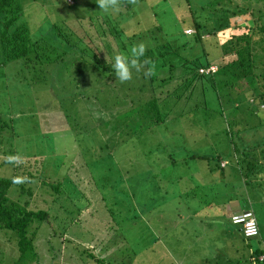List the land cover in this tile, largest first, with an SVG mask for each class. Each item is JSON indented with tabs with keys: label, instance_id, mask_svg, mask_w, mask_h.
<instances>
[{
	"label": "rangeland",
	"instance_id": "rangeland-1",
	"mask_svg": "<svg viewBox=\"0 0 264 264\" xmlns=\"http://www.w3.org/2000/svg\"><path fill=\"white\" fill-rule=\"evenodd\" d=\"M83 1L81 0V2ZM188 1L189 7L183 4V0H142L139 4L132 6V9L120 10L121 15H119V12H109L102 16L103 18L107 16L110 19L120 17V25H123V22L126 25L131 24V29L129 30L127 26L124 32L126 36H135L131 41V46L144 42L147 48H155L164 43H168L173 47H179L187 41L185 45L187 50L193 45L192 40L186 36L193 33L190 18L195 21L208 18L210 19L209 23L216 26L218 23L217 19L220 16V8L229 9V12L224 16L226 17V21H229V24L236 21L239 22L241 19H235V16L238 17L242 13H246L247 17L251 16V18L263 16L264 0H218V5L213 3L214 0ZM24 2V7L30 13H34V10L29 8L34 3L29 5L26 0ZM45 3H49V0H45ZM65 3L70 7L74 4L73 0H65ZM200 4H209L207 6L208 11H199ZM96 9H92V13L94 12L92 16L99 20L102 16H95V13L99 12L103 14V12L99 8ZM54 12L56 13L57 11L54 9ZM217 14L218 16H216ZM35 16L31 15L28 22L37 27L38 21L34 19ZM65 20L67 24H70L74 18H65ZM136 21L138 23L134 24ZM120 25L115 24V27H120ZM237 28H229L217 32L216 38H218L219 43L229 39L232 35L242 33L251 34L250 41L258 40V36L255 34L256 31L253 29L254 23L251 19L246 24L240 23ZM251 28L252 33L250 32ZM79 30L76 31L77 34L80 33ZM88 34L91 37L96 36L95 32L90 30ZM203 36L205 37L206 34L204 33ZM124 42L129 43V40L126 38ZM112 48V53L116 54L115 49L118 47L113 44ZM199 50L200 48H197L196 51L185 52L184 55L193 57L199 53ZM73 56L76 55L74 54ZM223 60L227 61L226 58H223ZM253 66H255L254 69L258 72L264 70V67H260L257 63L253 64ZM52 72L55 73L53 69ZM93 72L89 74V71H82L69 83L67 74H65L66 72L61 70L58 80L52 79L57 89L56 92L63 95H72L75 100L77 99L79 109L89 108L88 112L93 113L92 117L95 115V109L99 107V101L97 98L90 96L92 95V91H89V88L87 89L86 87L92 86L91 88L94 89L100 87L97 85L98 81H96L98 75ZM145 80L144 82H146ZM104 81L110 83V80L106 78H104ZM245 81L247 82L246 79ZM252 81L253 87L257 89L258 94L264 93V82L261 78L256 77ZM14 82L16 84V81ZM138 82L134 88H137ZM248 86L252 87L250 83ZM188 89L184 93H187ZM124 91L127 94V105L131 104V100L135 99V97L140 98L141 96L145 98L143 93L147 92L138 93L136 90L126 89L119 90L117 95H123ZM226 92V88L224 87H217V92H214L208 87V83L205 82L203 92L196 91L194 93L193 91L189 95V102L183 106L179 102L173 103L175 97L173 95L168 103L170 108L164 106V110L168 111L166 116L161 113L162 122L157 125L149 120L148 117L142 118L140 122L143 125H140L134 131L135 134L134 132H132L133 134L129 133L130 128H127L128 130L126 131L111 133L110 138H107L101 129L99 131L95 119L94 121H89L85 117L82 120L79 117V123L83 124V126L89 127L93 124L92 129L97 134L95 137H98L96 142L110 143L109 147L107 149L103 147V151L99 154V156H106V153L110 151L111 158L107 160L106 167H113L111 176L105 173L101 174V179L103 176H106L109 178L106 184L110 183L103 190L101 189V192L94 189L86 171L78 167V163L81 160L77 159L83 158L84 155L82 152V146L84 145L81 143L82 140L80 141L83 135L79 131L76 138L74 137L75 132H71L73 135L71 136L66 131L59 132V130L54 133L50 132L49 135L45 131V127H43L46 125L45 118L54 117L56 115L55 112L44 113V109H41L36 104L38 99L33 100V104H26L24 99L20 97L18 99L14 98L17 95L11 97L10 95L3 94L4 98L0 95V117L8 123L2 132V136L6 137L5 142L1 140L0 143L8 144V142H12L23 144L26 146L23 149L24 154L26 153L27 155L29 154L28 156H31L28 157L23 154H14L13 156L0 155V161L19 156L20 159L13 164L15 165L22 164L27 158L36 160L41 157L40 180L43 179L53 184L58 180L60 182L56 193L51 191L47 184L36 186L35 181L26 183V185L30 183L32 187L31 194L27 197L29 206L45 209L48 214V222L44 223L43 229H40L34 237L33 249L38 260L34 261V264H76L70 253L73 252V249L77 250L76 253H78L81 247H88L91 249L94 257L103 259L107 264H171L172 262L173 264H226L219 261V256L216 255L218 252L214 251V248L210 249V241L208 239L214 235L223 234L222 227L218 225L222 221L225 222L227 228L234 230L236 227L227 224L225 219L221 217L226 212H229L230 209L241 210L237 206L238 203L242 204L241 201L244 197L246 201L244 204H247L250 198L249 195H245V187H243L239 178L235 179L234 176L229 178L230 172L235 173V171H233L234 161L232 160V154L228 155L229 137L226 136V130L223 128L226 125L225 116L227 115L229 119L239 117V121L236 122L238 123L237 127L243 129L232 137L242 150L251 151L256 150L258 147V150L264 151V124H258L256 121V119L264 120V111H262L264 104L258 102L256 103L257 105L254 104L261 112L258 113V118L254 117V122H251L249 121L250 116L249 119L246 118V110L251 106L248 103H254L251 102V99L256 94L252 93L246 99L243 95L239 96L235 91L230 97L225 98L224 103L218 101L217 95L225 96ZM177 93H179V89ZM86 94H90V100L84 98ZM248 94L250 95V92ZM38 95L42 96L40 93ZM132 95L133 97H131ZM237 99L241 100L237 102ZM2 101L6 103L8 109L4 107L6 105L3 106L1 104L3 103ZM201 102L207 104L206 108L209 109L211 115L203 116L199 109L195 110V112L187 110L191 109L190 106L199 105ZM48 104V100L42 102L43 106H48ZM236 105L237 109H235ZM179 109H184L185 113L179 115ZM100 110L97 113L104 114V117L109 116V110L115 111L114 109ZM220 110L223 111L222 114ZM79 116H82V113ZM111 119L113 120V118ZM10 120L13 122L9 125ZM246 123L248 125L252 123L253 126L246 128L244 127ZM231 128L233 129V126ZM232 132L233 130L231 132L227 130V134H231ZM0 147L4 149L3 145H0ZM95 148L97 149V147ZM123 148L124 153L119 152ZM165 154L166 156L170 155V161L180 160L184 161L185 164L180 167L177 166L180 177H182L180 184L162 182L161 187L163 188L161 192L165 190L166 197L176 193L177 190L186 188L187 183L192 185L195 176L198 177V181H203L205 186L201 194L205 199L208 198V208L206 210L202 209L204 217H201L200 220L199 217L196 218L191 228L181 226L179 221L182 219L178 215V212H181V210L177 208L173 212L166 213L168 217H172L174 220L171 224H164L157 219V216L148 219L145 217L147 215L146 212L153 206H147L145 203L140 204L139 200H134V197L130 194L129 189L133 191V194L137 192L135 190L138 184L137 178L143 174L144 166L147 163L150 164V161H158V158ZM217 154L220 157L227 155L228 164L223 167V172L229 173L224 178L230 180L227 185L220 181L222 177L220 170H217L216 167V162L218 161ZM196 156L204 157L205 159H197ZM52 158L55 161H62L61 163H65V166H62L61 169H55L54 164L49 163V160H52ZM162 161L165 163V156ZM170 161L166 163V166L169 168ZM152 162L151 168L152 170L154 169L153 171L161 170L160 172L164 176H173L175 174L173 168L164 170L163 163L154 164ZM66 166H68L67 170ZM95 171L98 173L95 174L100 176V171ZM56 172H58L57 175L59 177L56 176ZM1 173L8 176L9 173L11 174V167H7L6 170L5 167L0 166ZM59 173H65L64 177H61ZM137 173V178L133 177ZM125 174L132 176L127 181L130 187H127L126 183L122 181L120 183L121 186L114 189L113 187L118 182V179ZM192 176H194V179L191 178ZM214 178H217L219 181L213 180ZM208 188H213L214 192L212 193L211 189L209 190ZM232 195L234 198L229 199ZM183 198L186 197H176L175 200ZM193 198L197 200L198 196L194 195ZM191 203L195 202L192 201ZM156 204L158 205L159 202ZM128 208L129 210H127ZM252 210L258 223L259 235L255 236L256 238L251 237L245 240L250 241L253 246L264 250V203L261 202L259 205L252 204ZM152 211H150L151 214ZM53 229L57 230L55 233L53 232L54 235L51 234ZM165 230L168 233H170L169 231L173 233H170L174 237L172 239V247H169L163 240L162 236ZM183 230L185 233L181 234ZM74 247H77V249ZM133 250L136 253L133 252L135 256L131 258L132 254L130 253ZM15 253L12 242L0 230V264H12L13 259H15ZM154 254L155 256H153ZM125 255H129L130 257ZM211 255L214 257L212 258ZM263 259L264 257L259 256V260ZM149 260L150 263H145L149 262ZM82 262V264L93 263L90 259L86 258ZM25 264L33 263L26 262Z\"/></svg>",
	"mask_w": 264,
	"mask_h": 264
},
{
	"label": "trees",
	"instance_id": "trees-1",
	"mask_svg": "<svg viewBox=\"0 0 264 264\" xmlns=\"http://www.w3.org/2000/svg\"><path fill=\"white\" fill-rule=\"evenodd\" d=\"M24 1L0 0V95L2 98H4L3 94L10 95L11 97L17 95L14 98L18 99L20 97L26 101V104H33V100L38 99L36 104L41 109H44V113L55 112L56 115L54 117L45 118L46 125L43 127H45V131L49 135L50 132L54 133L59 130V132L66 131L71 136H73L71 132H75L74 137L76 138L77 132L79 131L83 135L80 141L82 140L81 143L84 145L82 146L84 155L83 158L77 159L81 160L78 163V167L86 171L91 184H93L96 190H103L106 186L110 185V183L106 184L109 180L108 177L103 176L101 179V174L105 173L111 176L113 173V167H106L107 160L111 158L110 151L106 153V156H99L100 152L103 151V147L107 149L110 143L96 142L98 137H95L97 134L92 129L93 124L85 127L79 123V117H81V120L83 117L89 121H94L95 119L99 131L101 129L107 138H110L111 133L126 131L128 130L127 128H130L129 133L133 134L132 132L140 125H143L140 122L142 118L148 117L149 120L157 125L161 123V113L166 116L168 111L164 110V106L170 108L168 103L171 96L175 95L173 103L179 102L183 106L189 102V95L193 91L194 93L196 91L203 92L205 82L208 83V87L214 92H217V87L226 88L227 92L225 96L217 95L218 101L222 103L225 102V98L230 97L235 91L239 96L243 95L245 98L251 96L252 93L256 94L251 99V102L254 103H248L251 106L246 110V118L249 119L250 116L249 121L254 122L253 118H258V113L261 112L254 104L257 102L264 104V93L258 94L257 89L253 87L252 80L258 77L264 82V70L258 72L254 69L255 66H253V64L257 63L260 67H264V9L262 12L263 16L260 17H247L246 13H242L238 17L235 16V19H241L239 22L243 24H246L251 19L254 23L253 29L256 31L255 34L258 36L257 41H250L251 34L242 33L232 35L229 39L219 43L218 38H216L217 32L229 28L238 29L237 27L240 24L238 21L232 22L231 24H229L228 20L226 21V17L224 16L229 12L227 8L219 9L220 16L217 19L218 23L216 26L210 24V19L208 18L196 21L190 18L193 33L186 36L192 40L193 45L188 50L185 48L187 41L179 47H173L168 43H164L155 48H147L145 58L155 63L156 74L151 78H145L142 74H137L133 71L131 81L120 83L116 80L114 70L110 66V63L114 62L112 59L115 55L112 53V46L114 44L118 47L115 49V53L127 52L130 49L131 41L135 36H126L124 32L127 26L129 30L131 29V24L126 25L123 22V25H120V17L110 19L105 16L103 18L102 15H105V13L102 14L99 12H96L95 16L102 17L97 20L96 17L92 16L94 13H92V9L97 10L96 8H99L96 0H84L83 2L81 0H73L74 4L71 7L66 5L65 0H49V3H45V0H26L29 5L34 3L33 6L29 7L31 10H34V13H30L24 7ZM141 1L138 0V4ZM217 1L214 0L213 3L218 5L219 3ZM77 3L79 4L77 5ZM188 3V0H183V4L189 7L190 4ZM208 5L200 4L199 11H208ZM132 6L134 5L127 4L126 0H122L120 10L132 9ZM54 9L57 11L56 13ZM31 15H36L34 19L38 21L37 27L29 24L28 20ZM119 15H121L120 12ZM65 18H74V20L70 24H67ZM137 23L136 21L134 24ZM115 24L120 25V27H115ZM77 30L80 33L77 34ZM89 30L95 32L96 36L91 37L88 34ZM250 32L252 33V28ZM204 33L206 34L205 37L203 36ZM126 38L129 40V43L124 42ZM197 48H200V50L195 56L188 57L184 55L185 52L196 51ZM74 54L76 56H73ZM223 58H226L227 61L223 60ZM210 66L214 67V70L205 72V69ZM52 69L55 73L52 72ZM61 70L66 72L65 74H67L69 83L82 71H89V74L93 71L97 73L98 79L96 81H98L97 85L100 87L98 89L91 88L92 86L86 87L87 89L89 88V91H92V95L86 94L84 97L86 100H90V96H93V98H97L99 101V107L94 111V118L92 117L93 113L88 112L89 108L79 109L78 101L72 95H63L56 92L57 89L52 79L58 80V76L61 75ZM104 78L110 80V83L104 81ZM144 79H146V82H144ZM14 81H16V84ZM137 82L138 86L134 88ZM249 83L252 87L248 86ZM170 87L171 89H169ZM187 88H189L188 92L184 93ZM126 89L136 90L138 93L143 91L147 92L143 93L145 98L141 96L140 98L135 97V99L131 100V104L129 103L127 105L126 92L124 91L121 96L117 95L119 90ZM178 89L179 93H177ZM249 92L250 95L248 94ZM39 93L42 96H39ZM47 100L49 102L48 106H43L42 102ZM240 100L237 99V102ZM3 103H1L3 106L6 105L5 102ZM206 106L207 104L201 102L199 105L190 106L191 109L187 110L189 112H195V110L199 109L203 116L211 115ZM4 107L8 109L7 105ZM100 108L102 109L100 110ZM263 108L262 111H264ZM108 109L115 110L114 112L109 110L108 117H104V114H100V112L97 113L99 110ZM235 109H237V105ZM183 111L184 109H179L178 114L183 115L185 113ZM220 112L222 114L223 111L220 110ZM81 113L82 116H79ZM12 120H10L9 125L13 122ZM237 121H239V117L229 119L226 115V125L223 127L226 130V136L229 137L228 155L232 154V160L234 161L233 171L235 173L230 172L231 176L229 175V178L233 176L235 179L239 178L243 187H245V195H249L250 198L248 199V203L244 204L246 201L243 197L242 204L238 203L237 206L239 208L249 209L253 213L252 204L259 205L261 202L264 203V176L260 177V173L264 171V168L258 163L257 156H261L257 150H251L252 152L242 150L234 141L232 136L243 129L237 127ZM256 121L258 124H264V120L256 119ZM7 125L8 123L0 117V142L1 140L5 142L6 137L2 136V132ZM231 126H233V129ZM252 126V123H249V125L246 123L244 127L249 128ZM231 129L233 132L227 134V130L231 132ZM0 145L4 147V149L0 147V155H29L24 154L23 149L26 146L23 144L8 142V144L0 143ZM18 146L20 147L19 149ZM119 152L124 153V148ZM217 155L218 161L216 162V167L217 170H220L222 177L220 181L227 185L230 180L224 178L229 173L223 172V167L228 164L226 159L227 155L224 157H220L219 154ZM164 156L165 163L162 161ZM164 156H160L158 161H150V164L147 163L144 166V172L141 176H138V173L137 175H133L136 178L138 176V184L135 189L137 192L133 194V191L129 189L130 194L134 197V200L138 199L140 204L145 203L147 206H153L146 212L147 215L145 217L148 219L157 216V219L164 224H171L174 220L172 217H168L166 213L173 212L177 208L181 210V212H178V215L182 219L181 221L178 220L181 226L191 228L193 221L198 217L199 220L201 217H204L203 210L208 208L209 200L208 198L205 199L201 194L205 186L203 181H198V177L195 176L194 179V176H192L191 178L194 179L192 185L187 183L186 188L177 190L176 193L166 197L165 190L161 192L163 188L161 184L162 182H171L176 185L180 184L182 177H180L178 167L183 165L184 161H170V155L166 156L165 154ZM196 158L205 159L204 157L197 156ZM8 161V158L0 161V166L5 167L6 170L7 167H11V174L7 173L8 176L5 175L6 172L5 174H0V230L7 239H10L15 248V259H13L12 264H25L26 262H32L34 264V261H38L33 249L34 237L40 229H43L44 223L48 222V214L45 209L29 206L27 197L30 196L32 187L30 183L29 185H26V183L35 181L36 186L39 184H47L50 190L56 193L60 182L58 180L53 184L43 179L40 180L41 173L39 170H41L42 164L41 157L36 160L27 158L22 164L15 165H13L14 162L10 163ZM168 161H170V168L166 166ZM61 162L59 160L55 161L54 158L49 160V163L54 164L55 169H61L62 166H65V163ZM151 162L154 164L163 163L164 170L173 168L175 174L173 176H164L161 174V170L153 171ZM221 163H223V166H220ZM67 168L68 166H66V170ZM95 170L100 171V176L95 174L97 173ZM57 173L56 176L59 177ZM65 173L59 174L61 177H64ZM14 177L27 179L17 184L13 183ZM130 177L132 178V176L125 174L118 179V182L113 188L120 187L122 181L126 183L127 187H130L127 183ZM213 180L219 181L217 178ZM208 189H211L212 193L214 192L213 188ZM194 195L198 196L197 200H194ZM184 196L186 198L175 200L176 197ZM233 198V195L229 197V199ZM192 201L195 203H191ZM157 202H159L160 206L156 204ZM192 204L197 206H192ZM151 210H153L152 214L150 213ZM235 212H239V210L230 209L221 218L225 219L227 224H231L236 228L232 230L226 227L225 222H218V225L222 227L223 234L214 235L208 239L210 241V249L214 248V251L218 252L216 255L219 256V261L225 262L226 264H264V260H259L258 257L264 256V250L253 246L250 241L245 240L250 237H243L239 230V225L235 224V226L229 221V216ZM56 231V229H53L51 234L54 235ZM169 232L173 234L171 231ZM170 233L165 230L162 237L164 242L169 247H172V239L174 237ZM184 233L185 231L183 230L181 234ZM254 238L256 237L254 236ZM219 241L221 242L219 243ZM74 248L77 249V247ZM76 251L73 249V252L70 253V256H73L74 263L76 264H82V260L85 258L90 259L93 262L92 264H107L103 259L94 257L91 249L88 247H81L78 253ZM133 252L136 253L133 250L130 253L132 254L131 258L135 256ZM125 256L130 257L129 255ZM145 263H150V260Z\"/></svg>",
	"mask_w": 264,
	"mask_h": 264
},
{
	"label": "clouds",
	"instance_id": "clouds-1",
	"mask_svg": "<svg viewBox=\"0 0 264 264\" xmlns=\"http://www.w3.org/2000/svg\"><path fill=\"white\" fill-rule=\"evenodd\" d=\"M127 4L136 5L138 0H126ZM99 10L103 13L119 12L122 0H96ZM147 45L144 42L134 44L127 52H118L114 55V62L110 63L114 70L116 80L120 83L131 81L133 71L142 74L145 78H151L156 74V65L153 61L145 58ZM19 156L10 157L8 162L19 160ZM27 178L14 177L13 183H22Z\"/></svg>",
	"mask_w": 264,
	"mask_h": 264
},
{
	"label": "built area",
	"instance_id": "built-area-1",
	"mask_svg": "<svg viewBox=\"0 0 264 264\" xmlns=\"http://www.w3.org/2000/svg\"><path fill=\"white\" fill-rule=\"evenodd\" d=\"M208 70L213 71L214 67H208L207 69H205V72H207ZM220 165H223V163H221ZM229 221L234 225H239V230L242 233L243 237L251 238L258 235V224L256 218L254 217L252 211L249 209H243L239 212L232 213L229 216Z\"/></svg>",
	"mask_w": 264,
	"mask_h": 264
},
{
	"label": "crops",
	"instance_id": "crops-1",
	"mask_svg": "<svg viewBox=\"0 0 264 264\" xmlns=\"http://www.w3.org/2000/svg\"><path fill=\"white\" fill-rule=\"evenodd\" d=\"M257 148H258V147H257ZM257 148H256V150L260 153V156H261V157H258V156H257L258 163H260V164L263 166V168H264V151H263V150H258ZM222 161H224V160H222ZM222 161H220V162H222ZM263 168H262V169H263ZM261 176H264V171L260 173V177H261ZM240 209L243 210L244 208H240ZM241 210H239V211H241ZM254 217H255V216H254ZM257 224H258V223H257ZM258 230H259V229H258Z\"/></svg>",
	"mask_w": 264,
	"mask_h": 264
}]
</instances>
